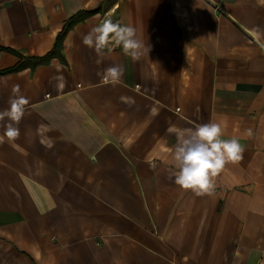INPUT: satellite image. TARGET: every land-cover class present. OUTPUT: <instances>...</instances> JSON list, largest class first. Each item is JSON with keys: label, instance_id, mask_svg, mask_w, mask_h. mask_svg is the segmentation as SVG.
I'll return each mask as SVG.
<instances>
[{"label": "crops", "instance_id": "obj_1", "mask_svg": "<svg viewBox=\"0 0 264 264\" xmlns=\"http://www.w3.org/2000/svg\"><path fill=\"white\" fill-rule=\"evenodd\" d=\"M97 7L65 60L0 74V111L14 86L29 101L0 143V264H264V0H0V46L42 56ZM105 18L149 52L112 44L98 64L82 38ZM19 60L0 49V70ZM114 65L120 82L103 84ZM210 121L244 151L197 196L172 154Z\"/></svg>", "mask_w": 264, "mask_h": 264}, {"label": "clouds", "instance_id": "obj_2", "mask_svg": "<svg viewBox=\"0 0 264 264\" xmlns=\"http://www.w3.org/2000/svg\"><path fill=\"white\" fill-rule=\"evenodd\" d=\"M82 42L94 49L98 64L101 63L105 50L110 49L112 44L122 47L123 53L133 60H139L145 52H149V48L138 37L133 26L113 22L111 18H105L91 28L88 34L83 36ZM98 75L101 76L103 84L115 85L123 76V68L120 65L109 66ZM8 103L9 107L0 111V121L7 120L3 135H0V143H3L5 138L11 143L19 137L18 125L25 115L29 101L20 94L19 86H14ZM223 134L221 123L215 121L197 125L187 135L177 133V143L172 154L177 169L173 174L177 186L185 191L191 190L197 196L210 194L215 188V178L225 166L238 163L242 159L244 148L239 139H223Z\"/></svg>", "mask_w": 264, "mask_h": 264}, {"label": "trees", "instance_id": "obj_3", "mask_svg": "<svg viewBox=\"0 0 264 264\" xmlns=\"http://www.w3.org/2000/svg\"><path fill=\"white\" fill-rule=\"evenodd\" d=\"M99 10H100V7H97L95 9H91V10H81V11L77 12L76 14L72 15L70 18H68L66 20L62 30L58 33L53 48L48 53H46L42 56H26V55L20 53L19 51H17L16 49L0 46V49L8 50V51L18 55L20 58V60L15 65H13L9 68H5V69L0 70V74L5 73V72H9V71L19 70V69H21L27 65L35 67L36 65H38L40 63H43V62L50 60L54 56H60L61 58H63L65 60L64 56L61 53V47H62L63 41H64L67 33L69 32V30L76 23L86 19L87 17L98 12Z\"/></svg>", "mask_w": 264, "mask_h": 264}]
</instances>
